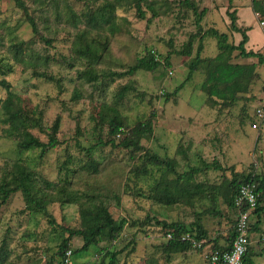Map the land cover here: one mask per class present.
Wrapping results in <instances>:
<instances>
[{
  "label": "rangeland",
  "instance_id": "obj_1",
  "mask_svg": "<svg viewBox=\"0 0 264 264\" xmlns=\"http://www.w3.org/2000/svg\"><path fill=\"white\" fill-rule=\"evenodd\" d=\"M21 1L27 11L16 0H0V63L12 65L10 71L0 73V131L4 127L1 121L5 111L2 104L10 98L25 108L42 109L47 126H52L60 115L61 144L41 157L40 150L21 151L16 139L1 136V171L10 170L14 162L23 158L32 166H37L49 180L62 182L69 174L72 183L68 188L73 192L96 194L97 201L104 200L109 194L107 204L113 215L125 219L126 225L113 245L103 243L102 246L120 250L118 264H206L204 249L194 245L185 252L166 253L162 247L166 238L156 219L191 223L196 218L195 211L203 212L211 206L210 202L205 200L197 203L196 207L188 203L162 206L148 197L152 179L135 178L130 174L142 151L136 153L112 144L94 147V144L100 140L106 143L110 138L115 139L117 144L124 138L110 137L109 120L115 114L128 128L151 118L153 133L149 138L142 139V143L161 156L176 157L180 170H185L188 164H197L202 157L208 161L216 159L229 168L227 171H208L211 182H219L223 175L231 177L234 170L262 173L264 117L260 118L256 111L259 108L264 112V66L258 67L261 78L251 87L250 96L254 99L241 101L229 111L219 112L204 105L205 94L201 90L204 74L199 70L174 97L167 98V93L173 92L185 81L188 64L201 43V40H195L192 56L177 52L184 48L191 34L198 31L195 14H182L183 10L175 7L170 14H162L148 22L141 19L134 8L127 7L117 10V34L112 37L104 58L94 67L100 79L102 77L107 82L106 86H99L103 88L99 90L97 85L78 79L77 73L85 68L86 63L78 59L72 47L78 31L74 25L77 16L87 10L86 3L94 4L96 0ZM155 1L160 2L157 6L166 2ZM229 1H198L201 7H212L203 28L212 25L222 32L229 30L231 40L239 43L241 33L234 34L230 29L227 14ZM232 4L231 10L236 9L240 16L238 24L250 28L249 49L264 52V26L261 25L264 16L256 15L264 0H232ZM145 9L147 16H151L152 10ZM30 17L36 21L43 38L34 36ZM105 34H108L106 30ZM46 38L50 43L44 41ZM23 41L29 43L21 55L15 52L14 44ZM204 45L203 55L217 53L216 38L208 36ZM149 49L156 50L155 54L162 62L156 71L139 70L132 76L115 81L102 76L110 71L125 70L137 57L146 55ZM233 60L257 61L238 56ZM36 72H48L61 79L62 85L40 77ZM2 80L10 84V91ZM125 85L131 89L120 99L118 93ZM75 93L80 97L75 99ZM34 132L47 141L45 134H39L37 129ZM91 147L93 149L88 154L87 149ZM180 148L185 149L187 157L179 153ZM66 160H70L67 165L64 164ZM97 162H100L98 173L91 175L89 165ZM83 166H86L85 169ZM70 170L79 171L72 175ZM128 175L130 178L126 181ZM126 182L128 186H125ZM114 192L121 197L120 203L113 197ZM79 208L80 202L52 203L49 210L58 224L52 226L42 213L24 211L23 195L20 192L13 194L7 203L0 204V246L4 239L8 243L7 257L0 264H48L65 236L61 225L80 228L95 221L89 214V206L83 214ZM218 209L231 218L204 214L203 222L209 231L207 249L217 245L216 241L220 244L226 242L236 218L221 201ZM262 228V231L253 232L251 239L255 264H264V225ZM82 245V238H72L71 249L77 250ZM70 260L71 264H101L103 257L99 250L91 248L87 253L71 255ZM108 261L109 257L104 264Z\"/></svg>",
  "mask_w": 264,
  "mask_h": 264
},
{
  "label": "trees",
  "instance_id": "obj_2",
  "mask_svg": "<svg viewBox=\"0 0 264 264\" xmlns=\"http://www.w3.org/2000/svg\"><path fill=\"white\" fill-rule=\"evenodd\" d=\"M17 3L27 11L26 5L21 0H16ZM86 3L87 10L83 11L77 16L76 25L78 31L75 34L72 47L78 59L86 63L84 69L79 70L77 77L86 83L93 86H106L104 78L95 71V65L99 64L107 53L111 39L117 34L118 30V16L117 10L134 8L141 19H147L148 22L156 17H161L163 14H170L175 7L183 10L182 14L193 13L196 17V26L198 31L191 34L189 41L185 44L184 48L177 50L178 53L188 56L193 55V46L195 40H201L197 48L196 55L188 64L189 72L183 83L178 85L173 92L167 93V98L174 97L178 91L185 87L186 83L190 81L196 71H201L204 74V80L201 85V90L205 94L204 105L217 109L219 112L231 110L238 105L241 101H249L251 98L252 85L261 78L258 71L259 66H264V52L260 50L248 49L249 42L248 31L249 27H243L238 24L237 10L233 8L232 0L229 1L227 14L230 18V29L235 32L241 33L242 37L239 43L231 40V34L222 32L216 27L208 26L204 29V20L209 16L210 7L200 6L199 0H166L165 3L156 2L155 0H102ZM152 10V15L147 16L145 8ZM148 10V12L150 11ZM162 12H161V11ZM181 12V11H180ZM260 16H264V4L257 10ZM262 13V14H261ZM34 36L43 38L39 31L36 21L29 18ZM79 23V24H78ZM83 25V27L80 26ZM105 30L108 34H105ZM212 36L217 41V53L214 55H203L205 51L204 41L206 38ZM46 43H50L49 39H44ZM28 41L15 43V52L23 54L25 49L28 48ZM237 52V53H236ZM156 50L149 49L146 55L137 57L133 64H130L125 70H116L104 73L103 77H109L112 81L117 78L125 77L127 75H134L139 70L156 71L162 66L159 60V55L155 54ZM236 53V54H235ZM241 57L245 59H256L257 61L247 62H234V57ZM49 61V60H48ZM168 64V62H167ZM73 66V64H72ZM11 64L0 63V73L5 70L10 71ZM37 75L49 81L56 82L61 86V79L49 74L48 72H36ZM10 91V84L5 80L1 81ZM105 88V87H104ZM131 88L125 85L118 93L120 99L124 98L125 92ZM75 99L79 98V94H74ZM4 117L1 120L4 127L0 131V137L14 138L17 140V146L21 151L40 150V156L43 157L50 149L56 148L61 144L59 133L61 126V116L58 115L52 126H47L44 123V111L38 109H28L23 105L16 104L10 98L6 99L2 104ZM259 109V108H258ZM258 111V110H257ZM256 111V114H257ZM244 120V119H242ZM255 124V123H254ZM34 129H37L39 134H45L47 141L43 140ZM127 129V130H126ZM153 133L152 119L138 122L131 128L118 115H113L109 120V134L110 137L124 138L115 143V139H109L106 143L102 140L94 147L99 145L112 144L113 146H122L129 148L136 153L140 152L139 160H137L130 174L135 178L143 177L146 180L153 181L151 183L148 197L157 201L160 205L166 207H174L178 204L188 203L192 207H196L197 203H202L205 200L210 202L211 206L206 208L203 212L195 211V220L191 223L183 221H166L156 219V223L160 227V231L164 234L166 242H163L162 247L166 253H178L188 251L193 247V242L189 238H183L185 234H190L196 237L197 240H207L209 231L203 222L205 213L210 216H231L224 214L220 207V201L224 203L231 213L236 215L233 219V226L229 230L226 237V242L220 244L216 241L217 245L210 248L218 250H229L232 242L236 236V222L239 213L248 207H239L236 205V197L239 193L242 184L249 181H254L257 184L258 205L253 210L257 217L256 223H252L251 231H262L264 225V172H239L233 171L231 177L223 175L219 182H211L207 176L210 170L227 171L226 168L218 160L208 161L201 157L197 164H188L185 170H180V162L176 157H164L150 150L142 143V139L149 138ZM93 147L88 148V154L92 151ZM179 153L187 157L185 149L180 148ZM70 160L64 162L65 165L69 164ZM100 162L89 165V172L91 175L98 173V165ZM86 166L82 168L85 169ZM81 169V170H83ZM72 175H75L79 170H70ZM173 175L172 177H168ZM127 176L126 181L129 179ZM72 180L68 174L62 182H56L47 179L39 171L37 166H32L28 161L19 158L13 163L12 168L8 171L2 172L0 167V204L8 202L10 197L20 192L25 201V209L29 213H42L48 218V223L56 226L57 220L49 210V205L54 202H80V213H86V207L91 208L89 214L94 218V222L84 225L80 228H70L60 226L63 229L65 236L58 245V250L52 255L48 264H65V257L68 250H72V255L78 253H87L91 248H96L100 251L104 264L105 259L109 257L108 264H118V254L120 250H112L107 246H102L103 243L113 245L119 238L126 225L125 219L116 218L110 206L107 204L109 194H106L104 200L97 201L96 194L78 193L69 190ZM126 182L125 186H128ZM127 191V189H125ZM138 190V192H140ZM127 193H130L128 191ZM114 192V198L121 202V197ZM112 195V194H111ZM112 198V196H111ZM121 205V204H120ZM219 205V206H218ZM263 223V224H262ZM168 234L171 237L168 238ZM78 236L82 238L83 245L77 249H71V240L73 237ZM208 240L205 247L208 246ZM4 239L0 246V261H4L7 257V245ZM204 247V248H205ZM203 248H200V250ZM71 264V260L70 263ZM126 264V263H123ZM244 264H255L254 254L251 246L244 256Z\"/></svg>",
  "mask_w": 264,
  "mask_h": 264
},
{
  "label": "built area",
  "instance_id": "obj_3",
  "mask_svg": "<svg viewBox=\"0 0 264 264\" xmlns=\"http://www.w3.org/2000/svg\"><path fill=\"white\" fill-rule=\"evenodd\" d=\"M256 15L260 16L259 12H257ZM261 25L264 26V20H261ZM257 115L260 118H263V110L258 109ZM254 126H258V123H255ZM236 205L239 207L246 205L248 209L239 213L236 222V236L229 250H218L214 248L207 249L204 246L207 240H197L196 237L190 234L184 235L183 238L191 239L194 246L204 249L206 264H244V256L249 250L253 236L251 225L256 221V216L253 213V210L258 205L257 184L254 181H249L241 185L236 197ZM170 237L171 234H168V238ZM71 255L72 250H68L64 260L65 264L70 263Z\"/></svg>",
  "mask_w": 264,
  "mask_h": 264
},
{
  "label": "crops",
  "instance_id": "obj_4",
  "mask_svg": "<svg viewBox=\"0 0 264 264\" xmlns=\"http://www.w3.org/2000/svg\"><path fill=\"white\" fill-rule=\"evenodd\" d=\"M207 7H210V8H212L210 5H207ZM257 13V12H256ZM240 19V16H239V14H238V20ZM250 40V39H249ZM250 42V41H249ZM247 48L249 49V47H248V45H247Z\"/></svg>",
  "mask_w": 264,
  "mask_h": 264
}]
</instances>
